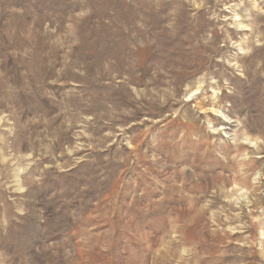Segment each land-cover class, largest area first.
<instances>
[{"label":"rangeland","instance_id":"1","mask_svg":"<svg viewBox=\"0 0 264 264\" xmlns=\"http://www.w3.org/2000/svg\"><path fill=\"white\" fill-rule=\"evenodd\" d=\"M0 264H264V0H0Z\"/></svg>","mask_w":264,"mask_h":264},{"label":"bare ground","instance_id":"2","mask_svg":"<svg viewBox=\"0 0 264 264\" xmlns=\"http://www.w3.org/2000/svg\"><path fill=\"white\" fill-rule=\"evenodd\" d=\"M245 143V142H244ZM247 144V143H246Z\"/></svg>","mask_w":264,"mask_h":264}]
</instances>
